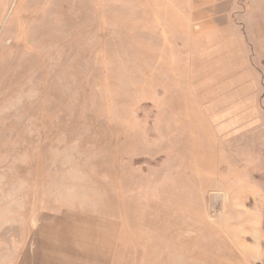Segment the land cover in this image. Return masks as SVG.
Returning <instances> with one entry per match:
<instances>
[{"label":"rangeland","instance_id":"374dc122","mask_svg":"<svg viewBox=\"0 0 264 264\" xmlns=\"http://www.w3.org/2000/svg\"><path fill=\"white\" fill-rule=\"evenodd\" d=\"M205 1L0 0L8 263L112 235L264 264V0Z\"/></svg>","mask_w":264,"mask_h":264},{"label":"crops","instance_id":"0c3cea01","mask_svg":"<svg viewBox=\"0 0 264 264\" xmlns=\"http://www.w3.org/2000/svg\"><path fill=\"white\" fill-rule=\"evenodd\" d=\"M208 1L209 0H206L204 3H207ZM213 1V3L210 2L205 4V6L220 10V16H222L220 23L228 25L230 21L228 20L230 18V11L234 7L235 0ZM95 243L97 246L88 247L86 250L84 249V251H82V248H79L81 247L79 245L78 248L73 251L63 250L60 255H53L55 253H51L46 261L50 256L51 258L45 264H199L197 247L192 246L191 241L188 245H186L187 241H184V243L181 241L180 243H176L172 252L169 253L167 252L166 242L162 243L159 240L157 246L150 247L147 244L146 247H141V253L135 256L131 254L127 255V253L125 255L119 253V249L117 248V238L112 235L107 244L102 245L103 242L101 238L97 239ZM207 258L208 257H206L205 263L203 264L208 263ZM8 262L9 261H7L6 258L0 256V264L42 263V261L38 259L36 248L30 249L29 253L20 254L19 257L14 259V262Z\"/></svg>","mask_w":264,"mask_h":264}]
</instances>
